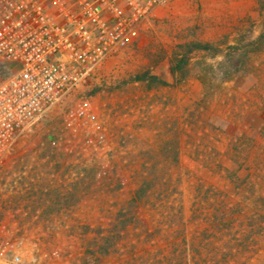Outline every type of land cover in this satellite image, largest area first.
Listing matches in <instances>:
<instances>
[{
  "label": "rangeland",
  "instance_id": "rangeland-1",
  "mask_svg": "<svg viewBox=\"0 0 264 264\" xmlns=\"http://www.w3.org/2000/svg\"><path fill=\"white\" fill-rule=\"evenodd\" d=\"M202 2L160 7L99 81L19 132L0 233L27 259L264 264L261 0L237 20ZM79 101L87 115L68 124Z\"/></svg>",
  "mask_w": 264,
  "mask_h": 264
},
{
  "label": "built area",
  "instance_id": "built-area-1",
  "mask_svg": "<svg viewBox=\"0 0 264 264\" xmlns=\"http://www.w3.org/2000/svg\"><path fill=\"white\" fill-rule=\"evenodd\" d=\"M172 1L0 0V172L19 132L99 81L107 59ZM86 115L79 101L66 119ZM0 264L45 262L27 259L20 239L0 233Z\"/></svg>",
  "mask_w": 264,
  "mask_h": 264
},
{
  "label": "crops",
  "instance_id": "crops-1",
  "mask_svg": "<svg viewBox=\"0 0 264 264\" xmlns=\"http://www.w3.org/2000/svg\"><path fill=\"white\" fill-rule=\"evenodd\" d=\"M203 1L204 15L210 16L212 13L217 14L219 12L223 17L227 19H241L247 17L252 12L253 3H257L258 0H201ZM217 3L218 6L211 3ZM242 5L240 9H237V6Z\"/></svg>",
  "mask_w": 264,
  "mask_h": 264
},
{
  "label": "trees",
  "instance_id": "trees-1",
  "mask_svg": "<svg viewBox=\"0 0 264 264\" xmlns=\"http://www.w3.org/2000/svg\"><path fill=\"white\" fill-rule=\"evenodd\" d=\"M260 22H261V27H262V31L261 34L259 36V39L257 41H254L252 43H258V44H263L264 43V0H261V4H260ZM203 48H208L209 46L207 44H203L202 46ZM235 46L232 45V48H234ZM254 47V46H253ZM235 49V48H234ZM254 49L251 47L250 49L246 50L247 52H252ZM235 51H238L237 49ZM180 65V64H179ZM180 67V66H179ZM239 68V67H237ZM236 68V69H237ZM176 68H173V70L175 71ZM136 79L138 80H144L146 79L145 75H141V76H137Z\"/></svg>",
  "mask_w": 264,
  "mask_h": 264
}]
</instances>
